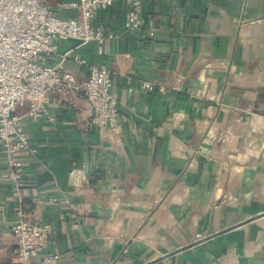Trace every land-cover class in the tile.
<instances>
[{
	"label": "crops",
	"instance_id": "obj_1",
	"mask_svg": "<svg viewBox=\"0 0 264 264\" xmlns=\"http://www.w3.org/2000/svg\"><path fill=\"white\" fill-rule=\"evenodd\" d=\"M42 1L80 17L71 0ZM128 9L97 11L114 34L100 55L58 39L50 60L78 82L89 69L75 56L110 68L115 129L66 89L48 94V116L15 109L35 151L17 154L18 181L0 152V264L19 204L50 224L58 264H264V0H142L139 31Z\"/></svg>",
	"mask_w": 264,
	"mask_h": 264
},
{
	"label": "built area",
	"instance_id": "obj_2",
	"mask_svg": "<svg viewBox=\"0 0 264 264\" xmlns=\"http://www.w3.org/2000/svg\"><path fill=\"white\" fill-rule=\"evenodd\" d=\"M119 0H71L65 8L80 11V17L56 15L50 5L42 0H0V152L6 158L9 177L18 181L22 172L20 151H35L29 145L22 117L15 109L29 103L25 116H48L46 98L55 89L79 93L91 110V122L100 127L115 129L118 125V101L112 93L110 68L101 62H87L80 56L74 59L88 66L89 76L78 82L72 72L65 69L63 61L50 62L56 51L58 39H74L80 44L96 42L100 55L103 43L114 36L92 21L99 9L107 8ZM129 3L125 28L139 31L144 26L141 16L142 0H125ZM149 27V35H154ZM144 88L154 85L143 82ZM13 242L12 264H58L60 256L44 252L51 235L47 222L28 217L19 204L10 226Z\"/></svg>",
	"mask_w": 264,
	"mask_h": 264
}]
</instances>
